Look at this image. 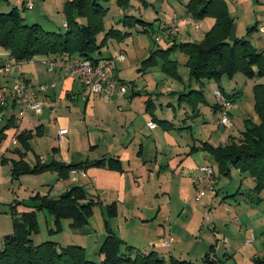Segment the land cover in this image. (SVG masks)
I'll use <instances>...</instances> for the list:
<instances>
[{"label": "crops", "instance_id": "0c3cea01", "mask_svg": "<svg viewBox=\"0 0 264 264\" xmlns=\"http://www.w3.org/2000/svg\"><path fill=\"white\" fill-rule=\"evenodd\" d=\"M141 1L147 6L148 0ZM150 1L152 4L153 1ZM224 1L234 19L229 41L233 42L238 38L245 37L255 48L264 51V33L261 32L264 27V0ZM115 2V0H111V5H116L117 2ZM132 2L131 0L130 8L134 10L136 6ZM188 2L180 1L179 5L168 3L164 8L166 10H162V13L157 12L158 16L155 21L158 22L154 24L155 28L170 21L173 15L176 14L181 19L180 34L173 39L157 43L159 48L150 50L152 53L156 50H168L174 46L168 58L164 54H159L152 65L145 67L143 62L151 56L150 53L149 57L141 61L138 69L141 76L150 74L155 68L161 70L166 76L162 79L167 82H163L164 88L160 89V83H158L155 85L157 88L153 92L147 88L141 90L137 87L135 80L127 81L120 78L116 63H124L126 58L119 61L112 55L109 60L101 61L100 66L105 67L110 75L117 76L120 80L125 81L131 93L127 92L123 97L115 96L110 101H103L91 94L86 87L74 78L67 76L63 70L49 72L44 61L51 59L50 57H35V61L13 63L10 71H0V95L2 90L11 88L12 84L18 80L33 85H49L51 83L56 85L55 88H50L42 94L44 108L39 116L28 114L24 118L19 117L18 109L14 107L11 100H9V106L4 109L0 108V112L4 115V120L0 123V173L4 178V184L0 185V191L3 189L5 193H9L11 199H13V196L16 197L15 202L20 204L17 206V212L20 214L31 212L40 204V200H36L35 197L41 196L54 199L52 193L59 197L57 196L59 193L62 195L75 186V183L82 181L78 186L83 187L90 197L98 202L94 212L99 209L103 219L109 220L113 231L127 245L145 253L157 252L165 260V264H167L166 255L170 256V260L182 261V258L175 256L171 249L173 250L172 244L177 241V238L179 239L182 236L184 223H182L181 217L188 208L197 204L194 202L195 189L191 179L197 174L200 167L211 166L214 169V165H217L212 155L204 150V144L225 146L232 142H238V139L242 136L239 138L235 136L233 132L234 125L226 129L220 125V113L215 106L216 100L212 95V91L220 86L227 94L237 93V107L231 111V120L232 123L239 124V126L237 125L238 130L243 126V131L245 121H251L256 125L261 124V119L256 112L253 88L257 84H264L260 79L241 77L242 74H236L232 78L224 76L219 83L204 81L203 84H197L191 81L190 69L187 66L188 57L183 53L185 55L184 60L178 62L174 57L171 59L174 52H180L175 46L181 43L200 42L213 27L215 20L213 18L195 20L187 11ZM23 4H25V0H23ZM138 13V15H129L141 17L148 23H154L146 20L147 18L144 14L142 15L140 8ZM164 44L168 45L167 48H164ZM100 58L106 57L101 55ZM10 59L9 52L0 48V69L5 67ZM170 60L176 62L177 74L175 77L168 73V69L174 66L173 64L169 65ZM180 65L189 70L188 84L179 72ZM188 87H191L189 91H203L205 99L196 98L180 101L178 94L186 92ZM207 90L213 96L212 102L208 98ZM157 91L158 93H156ZM136 95L141 97L138 104L140 106L144 104V108L135 107L136 100L134 97ZM144 96L148 97L145 99ZM165 106L174 110L179 109V111L168 114L165 118H160L158 108L160 107L163 113ZM80 107L83 115L88 119H73V114L81 111L79 110ZM210 109L211 111H209ZM115 117L117 119H114ZM78 121L84 122L85 131L81 133L89 138L86 148H88L90 155L85 160L77 156V150L72 144L75 132H80L81 129L79 125H76ZM160 121H165L167 124H160ZM150 122L156 123L157 127L151 129L149 127ZM202 122L207 127H210L213 123L215 125L211 130L210 138H207L208 140H202L194 136L193 129L197 126L195 124ZM65 129L69 133L60 137V131ZM22 134H25L27 138L20 140L19 136ZM47 134L48 136L53 134L54 141L50 140L49 137H47L48 141H44ZM66 136H69V138ZM202 138L204 137L202 136ZM212 140L219 144H212ZM222 141H226V143L223 144ZM45 151H51L50 160L44 157ZM30 153L34 155V162L26 160ZM200 153H203L202 157H199ZM10 154L18 158L15 159ZM93 154H96V156H92ZM21 159L30 168H34L38 163L42 165L52 161L67 165L80 163L88 165L84 166L86 176H80L76 180H73L70 176L68 179H64L58 172L50 170L37 174H21L15 178L12 169L14 163L20 162ZM109 159L120 161L124 172L112 170L106 166H90L91 163L96 161H108ZM203 160L204 163L200 162ZM233 170L237 169L231 167L228 177H231ZM237 171L243 175L245 174L240 170ZM28 175H34L40 179H35V185L33 186L26 185L25 181L22 180L24 176ZM250 177L253 179L251 185L253 184L254 187L252 186L253 188L248 193H242L239 190L234 194L222 196L215 189V191L204 196V198L208 195L211 196L212 202L207 198L202 204L205 211L208 212L217 209V206L220 208L229 199H233L237 203L235 207L229 206L227 208L229 212L226 211L215 219L212 227L208 228L209 233L200 232L199 234L200 242L206 244L207 247L203 250L208 249L205 256L210 253V257H213L220 264H232L230 262L226 263L228 258L233 260L234 264H239L237 261L239 255L245 260L250 259V262L254 264V258L261 257L259 256L260 253L264 254V224L256 226L255 232L250 234L247 229L244 232L242 226H239L234 233L228 231L230 226L236 225V220L242 218L244 211L247 212L245 209L248 207L241 205L245 203L238 202V199H240L238 196L242 197V201L263 210L259 212L258 218L251 216L254 222L264 220L262 196L264 191L258 194L255 191L256 181L251 175ZM15 182L20 185V191L12 193ZM24 184L27 186L28 193L32 194L30 202H26L27 199L25 198H23V201L20 200L21 197H24L21 196L24 194L22 193L25 190ZM215 184H218L216 178ZM174 195H176V199ZM32 201L34 202L32 203ZM114 204H116L117 216L110 218L107 209ZM172 220H175V222L171 225ZM227 220L228 222L224 223L225 229H223L222 221ZM166 222H169V226H166ZM208 222L212 223L211 220ZM68 226L64 222L62 231L64 235L71 237H63L58 240L56 238L54 242L63 247H66V245L81 246L87 254L90 247L89 238L93 235L92 230L87 226L73 231L75 230L73 228L66 229ZM242 231L243 233H241ZM10 233L11 230H5L3 234H0V248L3 245L4 235ZM252 234L255 239L251 244H247V240ZM257 234L260 235L259 238ZM31 237L35 244L42 243L36 241L34 234ZM105 237L106 230L100 233L97 232L94 235L93 246L97 250L94 255L92 253L89 256L87 255L89 259L96 262L103 259L100 255V248ZM72 241L73 244H71ZM183 261L191 264L187 260Z\"/></svg>", "mask_w": 264, "mask_h": 264}, {"label": "trees", "instance_id": "16d2710c", "mask_svg": "<svg viewBox=\"0 0 264 264\" xmlns=\"http://www.w3.org/2000/svg\"><path fill=\"white\" fill-rule=\"evenodd\" d=\"M108 1L73 0L68 2L65 8V24L68 25V29L64 33L47 31L37 23L26 24L16 6L9 12H0V48L8 51L16 63L31 61L41 56L51 59L81 58L100 65L101 61L109 60L108 57L100 58L108 39L124 42L133 34V29L151 34L152 37L160 32V26L155 28V22L148 23L141 17L125 14L121 23L126 31L111 28L106 32L104 39L99 41V35L105 31L103 17L109 10ZM116 1L125 10L131 7V0ZM23 7L26 9L25 4ZM187 11L195 20L206 18L215 20L213 27L200 42L181 43L175 46L188 57L187 66L190 69L191 81L197 84H203L204 81L219 83L224 76L232 78L236 74H242L247 79H264V51L255 48L245 37L233 42L229 41L234 19L224 0H189ZM84 17L87 21L81 24L79 19ZM173 48L174 46L168 50L153 51L143 65L145 67L152 65L159 54H164L168 58ZM170 64L174 66L168 69V73L175 77L176 62L170 60ZM120 81L127 84L125 81ZM217 88L226 93L220 86ZM253 92L256 112L261 119V124L256 125L251 121H245V128L238 142L225 146H213L206 143L204 150L212 155L222 175L229 176L231 167L249 173L256 181L255 191L260 194L264 191V84L255 85ZM227 96L230 100L236 101L237 93L227 94ZM178 97L180 101L205 99L204 92L198 90L179 93ZM215 106L218 108L217 105ZM0 108L5 107L0 106ZM160 124L166 125L167 122L160 121ZM26 138L25 134L19 136L20 140ZM86 165L88 164L67 165L52 161L42 165L38 163L34 168H30L21 159L20 162L14 163L12 174L17 178L21 174H37L50 170L68 179L73 169L85 170ZM90 166H106L109 169L124 172L122 163L115 159L96 161ZM35 198L40 200V204L31 212L20 214L16 210L20 204H12L13 231L3 237L0 264H165V260L157 252L145 253L127 245L113 231L107 219L106 237L100 248L103 259L100 262L90 260L81 246L63 247L51 240L35 244L31 236L38 232L39 212L47 211L53 216L54 228L50 229V232L54 234L62 231L63 220H71L75 230L87 227L89 219L94 214V208L98 205V202L78 185L71 187L57 199L41 196ZM107 214L110 218L117 216L116 204L108 207ZM203 260L204 264L215 263L210 253ZM253 262L264 264V254L261 257H255ZM171 264L189 263L172 259Z\"/></svg>", "mask_w": 264, "mask_h": 264}, {"label": "rangeland", "instance_id": "374dc122", "mask_svg": "<svg viewBox=\"0 0 264 264\" xmlns=\"http://www.w3.org/2000/svg\"><path fill=\"white\" fill-rule=\"evenodd\" d=\"M72 1L73 0H35V9H34V11L33 10L30 11V10L24 9L23 0H2L0 2V12H5V13L9 12L16 5L17 8L19 9L21 15L24 17L26 24L33 25V24L37 23V24L41 25L47 31L64 33L66 31V29L64 28V25L66 23L65 8H66L67 3L72 2ZM132 1H133L132 4L136 6V9L133 10L132 8L129 7L128 9H126L124 11H123L124 8H121L116 3L117 1L115 2L116 5H114V4L111 5V0L108 1L107 5L109 6V10L105 14V16L103 17V29L105 31L101 35H99V37H98L99 41L104 39L106 32L111 28L121 29V30L126 31L123 24L121 23L125 14L138 15L139 14L138 11L140 8L142 10V15L144 14L145 17L147 18L146 20H148L149 22L157 23L158 21H155V20L158 16V13H162L164 10H166L164 8L166 7V5L168 3L174 4V5L175 4L179 5L180 1H184V2L187 1L188 2L189 0H152L153 1L152 4H151V1L148 0L147 6L141 0H132ZM86 21H87V19L85 17L79 19V22L81 24L86 23ZM138 30L139 29H133L132 30L133 34L130 37H127L124 42H118L116 39H108L104 48H103L102 56L109 58L111 55L113 57H116L118 53L124 54L126 61L124 63L123 62H117L116 63L118 68H119L118 70H119L120 78L125 79L127 81H134L135 80L137 82V87L139 89L142 90V89L147 88L153 92L154 90H156L157 87L155 85L158 83H160V89L162 87L164 88L163 82H166V81H164L162 79L164 77H166L165 74H163L161 72V70H159L158 68H155L151 71L150 74L141 76V74L138 73V69L140 68L141 61L150 56V53H151L150 50L157 49V48H159V46L154 41L151 34L142 33V32H139ZM164 45H165L164 48H167L166 46H168V45L167 44H164ZM38 57L41 58V56H38ZM173 57L178 62L185 59V55L182 52H174L171 59H173ZM188 71H189L188 68L184 67L183 65H180L179 72L183 76V78L186 80V84H188V81H187L188 77H189ZM7 76H9V74H7ZM241 77H244V76L241 75ZM260 80H261V82L264 83V79L263 80L260 79ZM22 81L23 80H18L14 84H16L18 82H22ZM14 84H12V85H14ZM190 88L191 87H188L186 89V92H188ZM128 92L131 93L130 88L128 89ZM206 92H207L208 98L210 99V102H212L213 96H211V93L208 90ZM142 93L144 94V92H142ZM156 93H158V91ZM144 97L146 99L148 96H144ZM140 98L141 97L139 95H136L134 97V99L136 100V104H135L136 106L135 107L142 109V108H144V104L142 106H140L138 104L141 101ZM177 100H178V98L176 99V101ZM158 109H159L158 114H159L160 118H165L168 116V114H172L173 112L176 113L179 111V109L174 110L172 108H168L167 106H165L163 113L160 110V107ZM79 110H81V111L73 114V116H74L73 119H88V118H85V115H83L81 107L79 108ZM126 111H127V109H126ZM209 111H211V109ZM126 113H128V112H126ZM114 119H117V117H115ZM210 124H211V122H210ZM76 125H79L81 127V129H80V132H75L74 138L72 140V144L74 145L75 149L77 150V156H80L79 157L80 159L85 160L90 155L88 148H86V144L88 143L89 138L84 136V134H82L83 131H85L84 122L78 121V124L76 123ZM195 125H197V126L193 129L194 136L198 137L202 140L203 139L208 140L207 138H210L211 130L215 127L214 123L211 124L210 127H207V125H205L203 122L200 124H195ZM233 125H234V127H233L234 131L233 132H234L235 136H238V138H239L242 135L241 131L243 129V126L241 127V129H240L241 131H240L237 129V125L239 126V124L233 123ZM224 128L226 129L225 126H224ZM208 132H209V134H208ZM202 136L204 138H202ZM47 137H49L50 140L54 141L53 134H49V136L47 134L44 138L45 139L44 141H48ZM66 137L69 138V136H66ZM240 138L238 139V141L240 140ZM44 141H42V142H44ZM222 142H223V144L226 143V141H222ZM211 143L214 145L219 144L218 142H216L214 140H212ZM10 155L15 159L18 158L15 155H12V154H10ZM0 156H1V154H0ZM49 156H51V151H45L44 157L46 159L50 160ZM92 156H96V154H93ZM202 156H203V153H200L199 157H202ZM80 159H76V160H80ZM26 160H28V162H34V155L32 153H30ZM200 162L204 163V160L200 161ZM214 166H215L214 172H215V176H216L217 183H218V184H215V189H217L222 196H225L226 194H230V195L234 194V193L238 192L239 190H241L242 193H248V191L254 187L253 184L251 185V183L253 182V179L250 177L249 174L245 173L243 175L239 171L233 170L231 177H228V176L222 175L219 172V168L217 165H214ZM36 177L37 176H34V175L24 176L22 181H25L26 185L29 184L30 186H33V185H35L34 180L40 179V178H36ZM3 179L4 178L2 177V174L0 173V185L4 184ZM81 182H77V183H75V185H80ZM15 183L16 184L13 188L12 193L13 192L17 193L20 191V185L17 182H15ZM25 184H24L25 190L22 191V193H24V194L21 195L24 197H21L20 200L23 201V198H25V199H27L26 202L27 201L30 202L32 194L28 193V191L26 190L27 186ZM43 190H45V189H43ZM46 192H48V191H46ZM52 194H54V195H52V197L54 199H57L61 196L60 195L61 193H59V195H57L59 197H56L55 193H52ZM262 196H263V201H264V192L262 193ZM238 197L240 198V199H238V202L245 203V204H241V205L244 207H248L245 209V210H247V212L244 211L242 218H240V220H236L237 226L236 225L230 226L228 231L234 233V232H236V230L238 229L239 226H242V230L244 232H246V229H247L249 234L251 232H255V230H256L255 227L258 225H261V224L263 225L264 220L262 222H260L261 220L254 222L253 218H258L259 212L263 211V210L257 208L256 206H252V205L242 201L243 200L242 197H240V196H238ZM174 198L176 199V195H174ZM207 198L210 200V202H212L211 196L208 195L203 199V201H201L202 202L201 204L192 205L191 208H188V210L183 214V217H181V221H182V223H184V225H183L184 229L182 232V236L179 238L181 241L177 238V241L172 244L173 250L171 249V251L174 252L175 256H177L178 258H182V261L187 260V261L191 262V264H204L203 258L205 256L206 252L208 251V249L203 250L206 247V244H203L200 242V235H199L200 232L209 233L208 228L212 227L215 219H217L220 214H222L226 211L229 212V210L227 209L229 206L235 207L237 204L236 201H234L233 199H229L220 208H218V206H217V209H212L208 212V211H205V208L202 206L203 202ZM15 200H16V197L13 196V199H11L10 194L5 193L4 190L1 189V191H0V234H3V231H5V230H11V232L13 231V217H12L11 212H12V204H14V205L17 204V203H15ZM33 202L34 201H32V203ZM207 209H209V208H207ZM206 213L209 214V218L212 221V223L205 221V214ZM251 216L253 218H251ZM53 221H54L53 216L50 215L47 211H43V212L38 213L37 222H38L39 228H38V232L36 234H34L37 242H39V241L44 242L47 240L54 241V240H56V238L58 240L59 238L62 239L63 237H66V238L71 237L68 235H64L63 231L52 234L50 232V229L54 228ZM89 221H90V225L88 226V228H90L92 230L93 235L91 238H89L90 247H89V251L87 252L88 256L91 253L94 255L96 250H97V248L95 249L93 246L94 235L97 232L100 233L106 229L105 228L106 227V223H105L106 220L103 219V216L101 214V211H99V209H96V211L91 216ZM64 222L67 225H69L66 229H72L73 228L72 225H70L71 220H63L62 226H63ZM174 222H175V220H172L171 225L174 224ZM226 222H228V220L225 222L222 221V226H223L222 228L223 229H225L224 223H226ZM165 224H166V226H169V222H166ZM73 231H76V230H73ZM243 231L241 233H243ZM62 234H63V236H62ZM259 236L260 235L257 234L258 238H259ZM73 243L74 242L72 241L71 244H73ZM66 246H68V245H66ZM261 254H263V253H260L259 256H262ZM95 257H96V255H95ZM90 260H92V259H90ZM166 260H167V264H171V260H170L169 255H166ZM93 261H95V260H93ZM237 261L239 264H252L250 262V259L245 260L241 257V255L237 256ZM243 261H245V262L243 263ZM227 262H230L232 264L235 263L233 260H231L229 258L226 260V263Z\"/></svg>", "mask_w": 264, "mask_h": 264}, {"label": "built area", "instance_id": "2783aa9c", "mask_svg": "<svg viewBox=\"0 0 264 264\" xmlns=\"http://www.w3.org/2000/svg\"><path fill=\"white\" fill-rule=\"evenodd\" d=\"M35 7V0H26L25 8L32 11ZM181 19L178 15L174 14L170 21L162 23L160 25V32L153 35V39L156 43L163 40H170L177 37L180 33ZM65 29H68V25H64ZM264 33V27L261 29ZM116 59L123 61L125 59L124 54L118 53ZM35 61V59H32ZM16 63L15 59L11 57L9 63L0 69L1 72H8L11 69V64ZM44 64L47 66L49 72L56 70L65 71L66 75L74 78L78 83L86 87L91 94L99 97L103 101H110L115 96H125L128 92L129 86L121 82L117 77L110 75L109 72L100 65L93 64L92 61L81 58H69V59H49L45 60ZM55 83L49 85H33L31 83L22 81L14 84L9 89H4L0 95V106L6 107L10 104L11 100L14 106L18 109L19 117L24 118L28 114L39 116L43 112L44 103L42 101V94L50 88H55ZM213 96L216 100V105L220 113L219 123L221 126L231 128L233 126L231 120V111L237 107L236 101L229 99L226 93L220 88L213 89ZM4 120L3 113L0 112V123ZM149 127L154 129L157 127L156 123L150 122ZM68 130H61L60 137L68 134ZM85 177L84 170H72L70 177L73 180L79 177ZM215 172L211 166H202L199 168L197 174L192 177V184L195 189L194 202L201 203L204 196L215 191ZM205 221H210L209 214H205ZM255 239L252 234L247 240V244H251ZM212 264H220L215 261Z\"/></svg>", "mask_w": 264, "mask_h": 264}]
</instances>
